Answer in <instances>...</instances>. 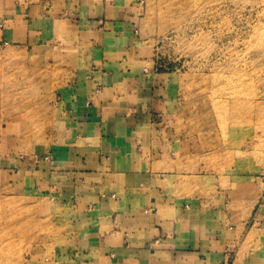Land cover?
<instances>
[{"label": "crops", "instance_id": "1", "mask_svg": "<svg viewBox=\"0 0 264 264\" xmlns=\"http://www.w3.org/2000/svg\"><path fill=\"white\" fill-rule=\"evenodd\" d=\"M138 4L0 0V51L69 69L51 96L46 142L0 122V194L46 196L63 211L44 264H264V201L234 213L215 183L185 188L166 158L168 74L135 43Z\"/></svg>", "mask_w": 264, "mask_h": 264}, {"label": "rangeland", "instance_id": "2", "mask_svg": "<svg viewBox=\"0 0 264 264\" xmlns=\"http://www.w3.org/2000/svg\"><path fill=\"white\" fill-rule=\"evenodd\" d=\"M138 3L135 43L154 73L168 74L158 123L183 186L203 194L215 183L234 213L261 203L264 0ZM19 53L0 51V122L27 126L20 129L26 142H46L49 103L68 65L54 58L33 66ZM48 202L28 192L0 194V264L46 263L49 237L65 228L63 211Z\"/></svg>", "mask_w": 264, "mask_h": 264}, {"label": "bare ground", "instance_id": "3", "mask_svg": "<svg viewBox=\"0 0 264 264\" xmlns=\"http://www.w3.org/2000/svg\"><path fill=\"white\" fill-rule=\"evenodd\" d=\"M256 199V198H255ZM253 200V199H252ZM253 202V201H252ZM250 203V202H249ZM254 207V203L250 204V206L248 207L249 212L251 211V209Z\"/></svg>", "mask_w": 264, "mask_h": 264}]
</instances>
